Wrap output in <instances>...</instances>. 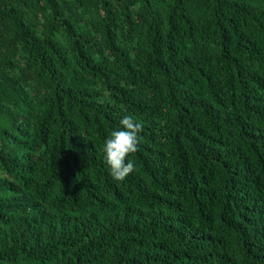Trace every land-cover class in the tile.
I'll return each instance as SVG.
<instances>
[{"label": "trees", "instance_id": "trees-1", "mask_svg": "<svg viewBox=\"0 0 264 264\" xmlns=\"http://www.w3.org/2000/svg\"><path fill=\"white\" fill-rule=\"evenodd\" d=\"M0 264H264V0H0Z\"/></svg>", "mask_w": 264, "mask_h": 264}, {"label": "clouds", "instance_id": "clouds-1", "mask_svg": "<svg viewBox=\"0 0 264 264\" xmlns=\"http://www.w3.org/2000/svg\"><path fill=\"white\" fill-rule=\"evenodd\" d=\"M120 127L110 131L102 151L109 174L115 181H123L135 171V163L128 157L138 151L143 124L131 114L123 116Z\"/></svg>", "mask_w": 264, "mask_h": 264}]
</instances>
